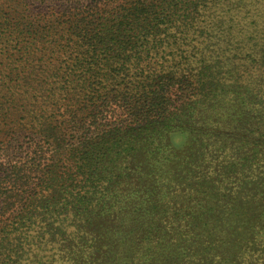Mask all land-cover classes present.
<instances>
[{
  "label": "trees",
  "instance_id": "obj_1",
  "mask_svg": "<svg viewBox=\"0 0 264 264\" xmlns=\"http://www.w3.org/2000/svg\"><path fill=\"white\" fill-rule=\"evenodd\" d=\"M207 1L57 0L52 23L0 24L21 38L0 264H264V230L232 226L239 200L264 224V38L236 70Z\"/></svg>",
  "mask_w": 264,
  "mask_h": 264
},
{
  "label": "rangeland",
  "instance_id": "obj_2",
  "mask_svg": "<svg viewBox=\"0 0 264 264\" xmlns=\"http://www.w3.org/2000/svg\"><path fill=\"white\" fill-rule=\"evenodd\" d=\"M56 1L57 0H0V24L3 23L6 25L7 22L13 24H18L17 22H24V24L28 22H39L40 25L52 23L56 21L59 11H62L60 8L61 3H56ZM207 3V8L209 10L205 12L203 17L206 19L209 12H211L213 17L205 21L211 19L217 23L218 28H220L217 33H219V37L223 39L214 45L216 48L215 53L230 52V54L234 53L242 56L243 58L240 63L236 66L234 65L236 70H241L246 65L252 63L251 60H248V62L245 60H247L250 55L255 54L254 50H256L258 46V44L254 45L255 41L259 42L260 39L264 38V0H213V2L212 0H208ZM64 4L70 7L72 5V3ZM85 4L87 3H73V5L79 6ZM37 19L38 21H36ZM224 41H230V43ZM19 42H21V38L12 39L9 36L3 37L0 35V97L6 94V89H4L5 85L9 84V80L12 76L11 74L15 70L16 63L13 64V60L16 59V55L20 53V51H18L20 46V44H18ZM35 57H37V55ZM0 100L3 102L5 101L4 98H0ZM1 121L5 122L6 120L1 118L0 122ZM223 128L226 129V127ZM215 129L218 130V128ZM215 129H211L210 131L216 133ZM5 132H10V130H6V128L0 130V162L6 158V150H4L3 147L6 144L8 136ZM226 134L231 133H228L227 130ZM235 166L238 168L239 172L242 171V173H244L245 169L240 166L239 162ZM3 168H5V166L0 165V178L4 177V173L2 172ZM210 170L216 169L212 166L209 170H205V173L208 174L211 172ZM7 178L8 177H5L1 181V185L5 190L8 188L4 183ZM237 180L238 178L235 177L233 182L229 185L232 187L230 194L237 188ZM3 189L0 192V201L7 195L3 192ZM249 195L250 192H243L241 194V196L244 197ZM237 202L238 204H244L245 216L242 218V221L233 223L232 226L249 231L264 230V224H261L260 220H255L254 218L255 215H263L261 211H253L256 202L252 200H239ZM246 207H250V209ZM230 212L236 213L235 211ZM225 214L226 213L216 212L213 218L217 216L223 217ZM218 223L219 222H217V226L215 227L213 225L210 226H212V228H227L228 226ZM253 262L254 257L249 260V264Z\"/></svg>",
  "mask_w": 264,
  "mask_h": 264
}]
</instances>
